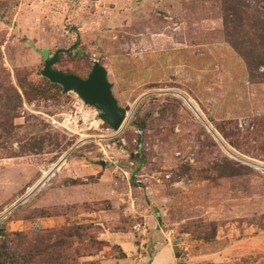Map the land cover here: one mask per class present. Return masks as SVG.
I'll use <instances>...</instances> for the list:
<instances>
[{"label": "rangeland", "instance_id": "1", "mask_svg": "<svg viewBox=\"0 0 264 264\" xmlns=\"http://www.w3.org/2000/svg\"><path fill=\"white\" fill-rule=\"evenodd\" d=\"M241 1L264 18V0ZM223 7L0 0V264H264V81ZM58 49L63 73L106 69L118 137L41 75Z\"/></svg>", "mask_w": 264, "mask_h": 264}, {"label": "trees", "instance_id": "2", "mask_svg": "<svg viewBox=\"0 0 264 264\" xmlns=\"http://www.w3.org/2000/svg\"><path fill=\"white\" fill-rule=\"evenodd\" d=\"M223 3L225 7H223L222 20L225 28V38L246 63L249 77L264 81V70L259 71L260 67L264 68V18H260L256 14L254 19L250 21L249 18L252 16L249 13L251 6L241 0H223ZM253 9L259 12V9L255 6ZM50 85L53 86L54 84L51 83ZM75 228H79V226ZM82 228L87 230L90 226ZM70 230L72 228L69 227L55 230V247L67 244L60 237H71ZM120 256L125 257V253L121 252ZM59 260L61 259L55 258V264H65L62 260L61 262Z\"/></svg>", "mask_w": 264, "mask_h": 264}, {"label": "water", "instance_id": "3", "mask_svg": "<svg viewBox=\"0 0 264 264\" xmlns=\"http://www.w3.org/2000/svg\"><path fill=\"white\" fill-rule=\"evenodd\" d=\"M64 51L58 49L51 57H47V53L44 52L45 58L41 75L51 83L60 85L64 92H75L85 104L93 106L99 111V117L106 125L112 129H117L124 120L126 110L117 104L112 94V85L108 81L106 69L97 60H94L86 78L63 73L55 69L53 65L56 63L59 54ZM99 164L105 167L104 161H99ZM39 184L40 182L34 188L38 187Z\"/></svg>", "mask_w": 264, "mask_h": 264}, {"label": "built area", "instance_id": "4", "mask_svg": "<svg viewBox=\"0 0 264 264\" xmlns=\"http://www.w3.org/2000/svg\"><path fill=\"white\" fill-rule=\"evenodd\" d=\"M126 115H127V112L125 113V116ZM124 120H125V117H124ZM124 120H123V122H124ZM122 123H121V125L117 129H112L111 127H109L107 125L106 128H105L106 136L103 137L104 135H101L102 136L101 138H107V139H110L111 140V139H114V138L118 137L120 135V133L122 132V126L124 124V123L123 124ZM136 132L138 133L139 131H136ZM104 146H106V145H104ZM104 146H102V151L105 153L106 150H105V147ZM135 153H137V150L135 151ZM128 164L129 165H133V161L129 159L128 160Z\"/></svg>", "mask_w": 264, "mask_h": 264}, {"label": "crops", "instance_id": "5", "mask_svg": "<svg viewBox=\"0 0 264 264\" xmlns=\"http://www.w3.org/2000/svg\"><path fill=\"white\" fill-rule=\"evenodd\" d=\"M157 261H158V259H157V257H155V260H154L153 264L156 263Z\"/></svg>", "mask_w": 264, "mask_h": 264}, {"label": "bare ground", "instance_id": "6", "mask_svg": "<svg viewBox=\"0 0 264 264\" xmlns=\"http://www.w3.org/2000/svg\"><path fill=\"white\" fill-rule=\"evenodd\" d=\"M56 167V166H55ZM53 170V169H52Z\"/></svg>", "mask_w": 264, "mask_h": 264}]
</instances>
